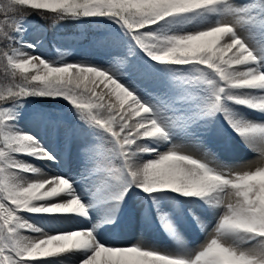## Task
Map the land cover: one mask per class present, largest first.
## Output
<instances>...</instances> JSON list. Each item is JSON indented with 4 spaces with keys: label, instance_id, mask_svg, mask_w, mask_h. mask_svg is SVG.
I'll return each instance as SVG.
<instances>
[{
    "label": "snow or ice",
    "instance_id": "1",
    "mask_svg": "<svg viewBox=\"0 0 264 264\" xmlns=\"http://www.w3.org/2000/svg\"><path fill=\"white\" fill-rule=\"evenodd\" d=\"M213 139L257 159L184 150ZM133 223L175 249L105 241ZM0 264H264V0H0Z\"/></svg>",
    "mask_w": 264,
    "mask_h": 264
},
{
    "label": "rangeland",
    "instance_id": "2",
    "mask_svg": "<svg viewBox=\"0 0 264 264\" xmlns=\"http://www.w3.org/2000/svg\"><path fill=\"white\" fill-rule=\"evenodd\" d=\"M239 2L241 4L246 3V2H251V0H239ZM34 24H36L34 21H32ZM44 28V27H43ZM95 28V26H93V29ZM45 29V28H44ZM87 29V35L89 34H93L96 35L97 33L93 31V29H88V26L86 24H79L76 26V28L74 29V33H69L66 28H62L60 29V34L62 36L68 37L69 39H67L66 41H64L60 46L62 48L65 49H71V48H75V51L73 52V54L71 56H69L67 59L69 61L72 60H80V59H84L85 57H87L88 59L92 60L93 62L97 63V64H105L106 62V55L103 51H99L96 50L94 48H92L90 46L89 41H85V39H81L78 43L76 41H74L72 39V37L78 36L80 33L84 32ZM56 32V30H55ZM55 35V33H54ZM53 35V36H54ZM92 35V36H93ZM34 36H30L29 39H34ZM53 37L47 35L46 40H45V44L47 45V47L40 49L38 51H42L43 54L45 56H49V57H55L56 55V50L51 47V41H52ZM85 41V42H84ZM50 46V47H49ZM42 104L43 107H45V109L47 111H50L52 113H57L60 116H62L65 120L69 121V122H74L75 121V116L73 115V113L71 112V110L69 109V106L63 102L62 100H45V101H41L40 102ZM258 118V117H256ZM189 150H192V152L194 153V155L197 154H202L204 153L205 149H210L213 152L218 153L221 157L222 155L227 152L230 151L228 149H226L224 143L220 140L217 139H213V140H209L208 143L204 146V148H197L191 144L186 146ZM185 147V148H186ZM199 150V151H198ZM254 155V154H253ZM252 153L250 154L249 151L247 154H242V155H238L237 159L234 160V162H236V160H238L239 162H243V161H250V160H256L257 158L255 156H253ZM253 156V157H252ZM223 158V157H222ZM252 158V159H251ZM233 161V160H232ZM38 163V162H37ZM39 165V164H38ZM73 166V169L75 168V163L73 162L71 164V167ZM208 221H210V223L207 225L206 230H202L201 235H199L197 238L200 239L201 238V242L199 243L202 244L207 238H208V234L211 233L212 231V227H214V222H215V217L214 216H208L206 218ZM145 231L149 230L146 236H148L147 240L148 242H150V244L152 245H157L158 247H169V243L167 241H165L164 239H161L159 237H155V235H153L151 232V229L148 227H144ZM147 229V230H146ZM57 229H55L54 231H56ZM158 230H161L158 227ZM121 230H117L115 232H113L114 234H120ZM185 236V239H189L191 238V236H189V234H187V229L182 230ZM143 238V237H141ZM119 237L115 238L114 240H112L111 244H116L118 245V243L120 244V242H118Z\"/></svg>",
    "mask_w": 264,
    "mask_h": 264
},
{
    "label": "bare ground",
    "instance_id": "3",
    "mask_svg": "<svg viewBox=\"0 0 264 264\" xmlns=\"http://www.w3.org/2000/svg\"><path fill=\"white\" fill-rule=\"evenodd\" d=\"M184 150L189 152L190 154L194 155L192 150H189L187 147ZM248 151L249 150L247 148H245L243 145H240L239 142L236 141L234 143V145L232 146L231 150L225 152L222 155V157H223V159L226 158L227 161L233 160V161H230V162H234V160L237 158L238 155L247 154ZM249 153L251 154L252 152L249 151ZM194 156H196L198 158H202L203 157L202 154H197V155H194ZM250 161H253V160H250ZM234 163H241V162L236 160V162H234ZM38 166H40V165H38ZM70 167H71V165H70ZM72 168H73V166H72ZM57 171H58V169H57ZM214 224H215V222H214ZM127 226L132 228L130 230L131 231L130 233H127L125 235L122 234V236H120V234L110 233V234H108L107 236L104 237L105 241L107 243L111 244L112 240H114L117 237H120V241H118V242H121L122 244H118V245H131V244H134V243H136L138 241H145L148 244H150V242H148V240H146L148 238V236H146V235L149 234L148 233L149 230L146 229L147 231H145V228H144V227H146L145 225H143L142 223H133V224L127 225ZM148 228L151 229L150 233L155 235V237H159L161 239H164L170 245L169 247H160V246L158 247L157 245H153V246H156V247L161 248V249L169 250V251L175 249V243L162 230H158V226H152V227H148ZM55 229H56L55 227H46L45 228L46 231H52V232H54ZM139 231H141V232H139ZM201 232H202L201 228H195V227H188L187 228V234H190V235H199ZM137 234L142 236L143 238H141L140 240L138 239L137 241L134 240L133 239L134 235H137ZM195 242H197V241H195ZM150 245H152V244H150Z\"/></svg>",
    "mask_w": 264,
    "mask_h": 264
},
{
    "label": "trees",
    "instance_id": "4",
    "mask_svg": "<svg viewBox=\"0 0 264 264\" xmlns=\"http://www.w3.org/2000/svg\"><path fill=\"white\" fill-rule=\"evenodd\" d=\"M29 19L35 20L39 25H42L44 27H46L48 30H50L51 28L48 27V21L46 20H42L38 15L33 14L32 16L29 17ZM73 23L71 22H65V24L63 25V27L69 29V31H71L70 29L73 28ZM50 34V32H49Z\"/></svg>",
    "mask_w": 264,
    "mask_h": 264
}]
</instances>
